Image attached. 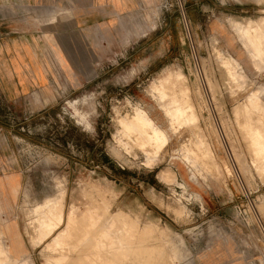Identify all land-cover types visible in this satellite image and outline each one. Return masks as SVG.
Returning <instances> with one entry per match:
<instances>
[{
  "label": "rangeland",
  "instance_id": "rangeland-1",
  "mask_svg": "<svg viewBox=\"0 0 264 264\" xmlns=\"http://www.w3.org/2000/svg\"><path fill=\"white\" fill-rule=\"evenodd\" d=\"M22 18L31 15L1 5L0 38L42 35ZM235 22L264 32V0H139L99 24L45 27L36 85L17 95L0 78V180L16 183L0 191V232L13 230L19 260L264 264V155L241 128L264 120L241 106L251 93L264 104V62L253 65ZM223 59L243 78H228ZM169 101L182 123L166 115ZM135 110L165 134L163 147ZM40 205L50 218L76 206V225L34 246L28 214ZM56 253L66 260L49 261Z\"/></svg>",
  "mask_w": 264,
  "mask_h": 264
},
{
  "label": "crops",
  "instance_id": "crops-1",
  "mask_svg": "<svg viewBox=\"0 0 264 264\" xmlns=\"http://www.w3.org/2000/svg\"><path fill=\"white\" fill-rule=\"evenodd\" d=\"M137 2L139 0H0V7L9 5L31 15V18H22L20 21L27 25L26 28L21 26L24 32L29 27L30 31L38 30L42 34L29 36L30 38H26L25 34L0 38V78L6 79L11 87H15V90L11 89L14 94H24L28 87L36 85L42 74L38 65L43 63V37L52 31V28L45 27L53 20L62 25L69 24L71 20L74 27H88L132 10ZM3 15V18H7L6 14ZM32 23H36V27L33 28ZM14 179L15 176L1 179L0 191L3 192L5 188L12 191L16 185Z\"/></svg>",
  "mask_w": 264,
  "mask_h": 264
},
{
  "label": "bare ground",
  "instance_id": "bare-ground-1",
  "mask_svg": "<svg viewBox=\"0 0 264 264\" xmlns=\"http://www.w3.org/2000/svg\"><path fill=\"white\" fill-rule=\"evenodd\" d=\"M257 23V22H256ZM261 23V18L260 20L258 21L257 25L258 26L259 24ZM253 24V23H252ZM254 25V24H253ZM233 26H234V29L236 32H238L240 34V37L241 39L244 41V44H245V47L249 50V52L251 51L253 53L252 55V62H253V65L256 67V68H259V66L261 65V63L264 62V32L260 31L259 28H252L251 26V22H248L246 24H239V23H233ZM228 60V59H227ZM227 60H222L221 61V65L223 66L224 68V71L225 73L227 74V77L234 80V79H242L243 76L242 74H238L235 70V67L229 63ZM229 79V80H230ZM230 82V81H229ZM229 84V83H228ZM227 84V85H228ZM240 84V82H239ZM231 86V84H229ZM241 85V84H240ZM159 87V86H157ZM233 87V86H232ZM243 88V87H242ZM158 96H159V101H162L164 100V98L166 97L165 96V92L162 90V89H157L156 90ZM178 100V99H177ZM176 101V100H175ZM239 103V102H238ZM245 103L246 104H242L240 103V105L242 106V108H245V106H251V109L253 108L254 109H259V110H264V104H262L259 99L257 98L256 94L255 93H251L249 94L247 97H246V100H245ZM165 105V104H164ZM240 106V107H241ZM239 107V106H238ZM164 110L166 111V115L168 116L169 120L171 122H175V123H178L181 119H182V116H183V113H182V110L180 109V106L178 103L174 102V101H169L168 102V105L166 106H163ZM189 108V107H188ZM239 109V108H238ZM246 109V108H245ZM184 110V109H183ZM188 110V109H187ZM185 111V110H184ZM190 111V110H189ZM248 111V110H247ZM256 111V110H255ZM190 113V112H189ZM246 114V113H245ZM244 114V116H245ZM191 115V114H190ZM194 115V114H193ZM192 115V116H193ZM248 116L249 115H246L245 116V120H246V117L248 119ZM133 118V121H135L136 124H138L140 127H143V128H147L150 130V133H151V136L156 138L159 142H158V145L160 144V146H164V144L166 143V137H165V134L161 131H159L158 129L154 128L151 124V122L144 116V114H142L140 111H137L135 110V113L134 115L132 116ZM189 117V116H188ZM191 117V116H190ZM252 117V115H251ZM264 117V116H263ZM191 119V118H190ZM250 119V118H249ZM254 119V118H253ZM257 118H255L254 120H248L247 122L244 121V125L241 126V128L243 127L246 131L244 132L245 136L247 135L250 139V142L252 143V147L251 148H254L255 150V155L259 158L262 155H264V120H256ZM264 119V118H262ZM189 120V119H188ZM194 119H192L193 121ZM123 121V120H122ZM129 121V120H128ZM132 122V120H131ZM246 122V123H245ZM130 123V122H129ZM181 123H182V120H181ZM242 123V124H243ZM120 126H121V129H123L124 131L128 129L129 131V125H127L126 123L124 122H119ZM263 129L260 130V127ZM131 128V126H130ZM135 128V127H133ZM138 129V128H137ZM144 129V130H145ZM146 129V130H147ZM247 129V130H246ZM134 129H132L131 133L133 132ZM120 131V130H119ZM126 132L129 133V132ZM139 132L141 130H138ZM123 131L120 132V134L122 133ZM124 133V132H123ZM122 133V134H123ZM135 133L137 134L138 132L135 131ZM134 133V135H136ZM125 135V134H124ZM141 135H143V132L141 133ZM137 136V135H136ZM146 136H148L146 134ZM244 136V137H245ZM122 137H125V136H122ZM140 137V136H139ZM144 137V136H143ZM201 137V136H200ZM127 138V136L125 137V139ZM145 138V137H144ZM202 138V137H201ZM151 139V138H150ZM247 139V138H246ZM146 140V139H145ZM245 140V139H244ZM139 141V140H138ZM147 142V141H146ZM249 142V141H248ZM249 142V143H250ZM121 143V142H120ZM124 143V142H123ZM128 143V141H127ZM125 143V144H127ZM148 143V142H147ZM156 143V142H155ZM143 144V143H142ZM157 144V143H156ZM124 145V144H123ZM136 145V144H135ZM162 146V147H163ZM250 147V146H249ZM184 148V147H182ZM185 149V148H184ZM253 149H250V153L253 152L251 151ZM187 151V150H186ZM253 154V153H252ZM189 155V154H188ZM264 157V156H263ZM191 158V157H190ZM253 158H256L253 156ZM252 158V160H253ZM260 159V158H259ZM237 160V159H236ZM241 160V158H240ZM257 160V159H256ZM254 159V162L257 164V160L256 161ZM209 161V160H208ZM261 161V159H260ZM259 161V162H260ZM263 162V161H262ZM239 164V163H238ZM242 164V162H241ZM261 164V163H260ZM259 164V166H260ZM262 165V164H261ZM244 166V165H243ZM264 166V165H263ZM239 167V165H238ZM258 167V166H256ZM259 168V167H258ZM260 168H263V167H260ZM259 168V169H260ZM209 169V168H208ZM206 170V169H205ZM45 208V205H40L36 208H34L33 212L32 213H29L28 216H29V222H28V228H32V231L34 233V236H32L31 234L28 235L29 239L33 244L34 246H36V244H40L42 240H45L46 238L50 237V235L54 234V230L55 228L57 227V225H59L60 223L64 222L65 223H73L75 224L76 223V220L73 221V218L71 216V214L73 215V213H75V210H76V206H71L69 208V210H67L66 212L63 211V209L61 208L58 213L56 214L55 217L53 218H50L48 217L49 215H45V213H41L39 212L41 209ZM77 211V210H76ZM76 218V217H75ZM95 224V223H94ZM76 225V224H75ZM84 227V225H81ZM7 229L10 231V233L8 232L6 234V236H3L2 233L0 232V256H1V263L2 264H26L25 262H23L22 260H19L18 258L21 256L20 252L17 251V241L15 238H12L11 236V233L13 232V230L10 228V227H7ZM89 230V229H88ZM82 234H84L85 236V230L82 229ZM13 234V233H12ZM59 235V234H58ZM90 236V235H89ZM60 236H57L54 240H53V243L55 245H57L58 243V240ZM76 237V236H75ZM78 238V237H77ZM83 238V237H82ZM81 238V239H82ZM106 238V237H105ZM80 239V238H79ZM88 239V238H87ZM89 240V239H88ZM102 242V241H101ZM75 243V242H73ZM90 243V242H89ZM105 243V242H104ZM46 244V243H45ZM73 245V244H72ZM71 245V246H72ZM97 245L96 244V248L97 249ZM53 246V245H52ZM50 247L49 249L53 248V247ZM78 247V246H77ZM100 247V246H99ZM103 248V247H102ZM78 249V248H77ZM101 249V248H100ZM102 250V249H101ZM77 251V250H76ZM149 251V250H148ZM98 252V251H97ZM111 253V252H110ZM156 253V252H155ZM54 254H55V251H54ZM52 256V259L50 258L49 261L51 260H55V262L57 263H62L64 260H66L65 258V255L64 253H56L57 255L56 256ZM83 254V253H82ZM82 254H80L82 256ZM85 255H87L85 252H84ZM83 254V255H84ZM144 254V253H143ZM84 255V256H85ZM82 256V257H84ZM96 256V255H95ZM108 256V255H106ZM135 256V255H134ZM138 256V255H137ZM140 256V255H139ZM206 256V255H205ZM86 257V256H85ZM88 257V255H87ZM100 257V256H99ZM104 257V256H103ZM80 258V256H79ZM90 258V257H88ZM94 258V257H93ZM92 258V259H93ZM76 259V257H75ZM86 259V258H85ZM91 259V260H92ZM141 259V258H139ZM48 260V259H47ZM72 260V259H71ZM103 260V259H102ZM145 260V259H144ZM155 260V259H154ZM164 260V258H163ZM161 259V261H163ZM75 261V260H73ZM87 261V260H86ZM95 261V260H94ZM153 261V260H152ZM151 261V262H152ZM158 261V260H157ZM156 261V262H157ZM54 262V261H53ZM91 262V261H90ZM139 262V261H138ZM142 262V261H141ZM155 262V261H154ZM159 262V261H158ZM84 263H85V260H84ZM96 263V262H95ZM98 263V262H97ZM96 263V264H97ZM104 263V262H103ZM102 263V264H103ZM88 264V263H87ZM137 264V263H136ZM156 264V263H155ZM158 264V263H157ZM161 264V262H160ZM163 264H166L165 261Z\"/></svg>",
  "mask_w": 264,
  "mask_h": 264
}]
</instances>
